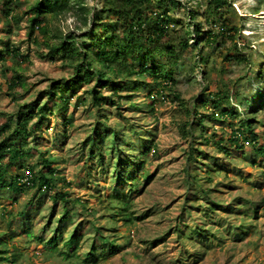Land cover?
Listing matches in <instances>:
<instances>
[{
  "label": "rangeland",
  "instance_id": "rangeland-1",
  "mask_svg": "<svg viewBox=\"0 0 264 264\" xmlns=\"http://www.w3.org/2000/svg\"><path fill=\"white\" fill-rule=\"evenodd\" d=\"M35 1L12 0L9 8L13 13L9 19L7 6L0 7V49H6L9 44L21 54L29 55L27 61L8 58L0 69V128L17 114L20 106L40 99L41 94L46 101L43 91L52 82L74 77L73 61H52L50 46L72 35L76 39L73 44L78 47L80 37L94 30V11H101L109 0H81L88 14L74 9L59 15L47 13V33L35 29L31 36L30 18L34 15L31 10ZM113 1L118 4V0ZM179 1L181 6L168 7L169 14L179 25L187 26L189 10L205 12L203 0ZM231 1L235 7L232 23L241 30L236 44L249 61H223L220 54L229 53L232 43L220 51L205 48L203 54L212 55L207 66L200 63L197 53H189L175 73L177 90L191 112H196L192 108L196 100L202 104V98L206 100L207 94L222 88L223 84L233 92L241 91L239 98L242 97L243 103L238 99L230 104L240 116L230 122L237 129L239 121L251 119L262 145L264 107L258 106L255 112H260L252 115L249 110L264 102V99L251 100L254 95L264 93V80L257 79L258 73L264 74V0ZM197 21L204 22V18L199 17ZM177 28L180 31V27ZM16 73L23 76L24 84L12 91L8 86ZM209 77L212 79L208 80ZM150 78L142 80L139 89L121 93L118 111L112 103L102 108L107 113L97 111L90 103L78 104L79 99L83 101L88 97L87 90L92 89L95 82L90 86L82 85L71 98L68 109L60 112L54 104L50 105L52 113L44 119L37 135L27 140L26 148L31 149L27 163L35 165L42 155L51 160L52 168L58 171L57 191L68 192L69 201L79 200L83 204H69L73 219L68 221L63 236L68 238L78 228L87 238L78 250L79 259L67 260L66 255L61 256L59 249L54 251L49 244L56 221L65 213L64 203L59 201L54 206L52 194L34 196V190L20 195L1 193L0 241L4 244L0 243V256L6 259L0 264H85L83 260L90 246L100 245V241L94 239L95 227L101 228L105 237L115 241L118 247L110 253L112 244L107 245L106 255L99 252L97 260L89 257L86 264H264L263 158L255 155L252 143H242L243 151L229 150L230 155L221 152L217 144L229 137L231 127L228 121L217 116L214 121L205 118V128L195 125L196 121L190 116L195 123L184 132L182 127L189 120L185 106L180 107L170 96L153 101ZM102 93L105 97L112 96L111 89ZM247 100H251L252 105H247ZM198 111L205 115L207 108L201 107ZM67 119H72L71 125L65 124ZM100 123L120 133L122 156L126 157L124 163L130 172L125 176L126 184H115L117 157L108 153L112 138L104 141L100 152L94 151L93 157L90 155L88 140L95 135ZM151 144L154 150L144 153V146ZM194 158L195 162H200L198 167H193ZM13 170L11 174L16 173L15 166ZM132 172H136L140 182L130 193ZM144 174L149 175L150 180L147 181ZM193 176L199 181L193 180ZM115 187L132 198V211L140 216L134 225L114 222L110 217L107 207ZM195 229H200L203 235H196ZM28 230L45 241L28 239L25 233Z\"/></svg>",
  "mask_w": 264,
  "mask_h": 264
},
{
  "label": "trees",
  "instance_id": "trees-1",
  "mask_svg": "<svg viewBox=\"0 0 264 264\" xmlns=\"http://www.w3.org/2000/svg\"><path fill=\"white\" fill-rule=\"evenodd\" d=\"M205 12L200 14L197 11L189 10V22L187 26L178 24V21L169 14V6H181L179 0H118V4L113 0L105 3L101 11H94L93 23L94 30H88L80 37V44L76 47L73 43L76 41L75 37L71 35L65 37L60 43L50 46V59L57 61L61 59H71L74 63V77L68 80L52 82L44 92L42 98H38L28 104L20 106L17 114L10 118V120L0 128V139L7 132H11L7 138L0 140V194H23L30 190H34V196H44L52 194L54 206L59 202L64 203L65 213L56 221V228L52 231L53 236L49 239V244L52 250L57 251L61 256L66 255L67 260L79 259V249L82 247V242L87 236L80 233L78 228H75L68 238H64L63 230L68 221H72L70 214L73 212L68 209L69 204L76 203L83 206L79 200L69 201L68 192H59L56 189L58 178V171L51 166V160L42 155L35 165L27 163L29 156H31V149L26 148L27 140L34 138L37 131L44 125V119L48 114L52 113L51 104H54L58 111L62 112L68 109L71 98L77 95L78 89L82 85L90 86L91 83H96L92 89L87 90L88 97L83 101L78 100V104H91L97 111H102L106 104H111L118 111L121 108V93L124 91H132L139 89L143 82L142 80L151 77L153 84V91L150 92V97L153 101H157V97H172L173 101L180 107L185 106V100L182 94L177 90V79L175 73L178 65L187 59L186 55L189 53H197L200 63L202 65H209L212 55H204V49L209 48L218 51L221 48L232 43L233 48L227 54H220L223 61L226 63H247L249 60L245 54L241 53V49L237 47L236 38H239L241 30L232 22L231 16L235 13V7L231 0H203ZM12 0H0V7H6V16L12 15L13 10L9 8ZM74 9L78 12L88 14L89 10L83 7L81 0H36L32 6L34 15L30 18L31 36L35 29L40 33H47L46 15L47 13L59 15L63 11ZM10 15V16H9ZM199 17L204 18V22H198ZM85 25H88L87 18ZM205 25L207 28H205ZM177 27H180V31ZM173 33L176 35L172 36ZM241 37V36H240ZM192 41V43H190ZM8 58L22 59L27 61L29 55L21 54L20 50L11 47L9 44L6 49H0V69L2 64ZM263 73H258V80H264ZM23 76L16 73L10 80L9 90L22 87L24 84ZM212 78L209 77L208 80ZM149 83V81H147ZM98 88L100 90H98ZM112 91V96L105 97L103 90ZM225 84L222 88L207 94V99L203 98L198 103V100L192 108L196 112L189 111L186 108L189 120L182 127L183 131L195 123L190 118L193 117L197 126L205 128L204 119L216 120V116L228 121L231 127V134L225 140L222 138L218 142V148L221 152L230 155L229 150L236 148L240 150L245 149L242 143H251L254 148V153L257 157L264 160V144L260 145L257 135L255 134V123L251 119L239 121L237 129L233 122L240 116L236 108L230 107V104L235 100L240 99L241 91L233 92ZM118 99L119 101L115 100ZM245 99V98H244ZM264 99V93H259L253 96L251 100ZM251 100H247L246 104L252 105ZM45 101L44 104H42ZM199 104V105H198ZM229 105V106H228ZM135 106V105H134ZM208 106H210L208 108ZM258 106L264 107V102L259 105L255 104L249 110L251 115L255 112ZM207 108L205 115H202L198 109ZM211 108V110H210ZM218 112L217 114L215 112ZM249 114V113H248ZM105 115V114H102ZM249 116V115H248ZM250 117V116H249ZM37 122H34V120ZM14 127H11V125ZM65 124H72V119H67ZM101 126L100 128L98 127ZM95 128V135L88 140L90 146V155L94 156V151H101L104 146V141L112 138L109 155L113 158L117 157V164L115 165V184H126L128 178V167L124 161L126 160L122 154L120 133L110 130L106 124H98ZM103 130V132H101ZM186 131V130H185ZM184 131V132H185ZM114 133V134H113ZM110 134V135H109ZM106 135V136H105ZM140 136V135H138ZM100 138V142L98 141ZM205 142L209 140L205 138ZM229 144V146L226 145ZM154 145L144 146V153H149L154 150ZM228 150V151H227ZM102 158L103 154L99 153ZM118 154V156H116ZM191 158V155H190ZM192 159V158H191ZM193 159L192 163L195 162ZM200 161V158L199 160ZM140 163V162H138ZM195 162L193 167H198ZM129 164V162H128ZM15 166L14 172L13 167ZM125 166V168H124ZM125 172V175L122 174ZM130 173V172H129ZM129 173L127 176H129ZM146 180H150L149 175L144 174ZM133 180L128 191L130 193L139 186V178L135 173H131ZM64 179V178H62ZM193 180L199 181L196 176ZM115 193L111 197V203L107 209L110 211V217L114 222L122 221L127 225H134L140 216H135L132 211V198L128 194H124L122 190L117 187ZM16 198H13V202ZM74 201V202H73ZM32 202L30 201V206ZM138 213V212H137ZM24 215V214H23ZM28 227V225H27ZM46 229V228H44ZM196 235L202 236L200 229L194 230ZM28 239L45 241L41 236L33 235L31 232L25 231ZM238 234V232H237ZM239 235V234H238ZM95 241L99 240L100 245L96 246L93 243L90 246V251L86 254L83 263H87L89 257L93 261L97 260L99 254L106 255L107 245L112 244L110 253L113 249H117L115 241L105 237L101 228L95 227ZM205 240V238H204ZM60 242L62 246H60ZM3 246V242L0 241ZM56 249V250H55ZM4 252V251H3ZM5 253V252H4ZM6 258L0 256V262L5 261Z\"/></svg>",
  "mask_w": 264,
  "mask_h": 264
}]
</instances>
